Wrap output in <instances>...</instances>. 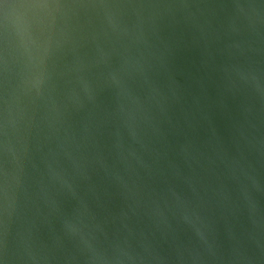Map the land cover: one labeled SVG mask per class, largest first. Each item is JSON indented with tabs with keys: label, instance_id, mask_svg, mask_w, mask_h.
<instances>
[{
	"label": "water",
	"instance_id": "obj_1",
	"mask_svg": "<svg viewBox=\"0 0 264 264\" xmlns=\"http://www.w3.org/2000/svg\"><path fill=\"white\" fill-rule=\"evenodd\" d=\"M5 4L0 264H264V0Z\"/></svg>",
	"mask_w": 264,
	"mask_h": 264
},
{
	"label": "clouds",
	"instance_id": "obj_2",
	"mask_svg": "<svg viewBox=\"0 0 264 264\" xmlns=\"http://www.w3.org/2000/svg\"><path fill=\"white\" fill-rule=\"evenodd\" d=\"M41 4H5L2 14H0V24L9 28L13 34L21 41L25 47L33 44L29 33V26L26 20V8L44 7ZM131 154V153H130ZM187 219V216H185Z\"/></svg>",
	"mask_w": 264,
	"mask_h": 264
}]
</instances>
